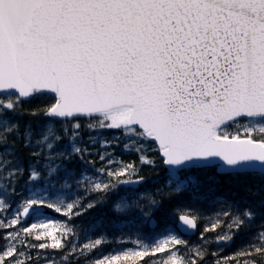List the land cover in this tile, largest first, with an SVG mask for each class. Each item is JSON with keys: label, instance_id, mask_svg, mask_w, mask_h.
Returning a JSON list of instances; mask_svg holds the SVG:
<instances>
[{"label": "snow or ice", "instance_id": "snow-or-ice-1", "mask_svg": "<svg viewBox=\"0 0 264 264\" xmlns=\"http://www.w3.org/2000/svg\"><path fill=\"white\" fill-rule=\"evenodd\" d=\"M45 97L50 102L29 113L45 120L21 130L12 119L20 104ZM108 131L118 135L105 136ZM121 139L141 166H163L176 192L200 183L192 173H211L210 181H264V0H0V233H8L0 264H58L53 250L67 264L71 236L63 239L47 212L73 219L95 205L57 202L45 192L54 195L52 180L70 176L84 162L87 145L104 149L103 161ZM17 141L27 149V161L17 154ZM107 159L120 165L108 177L128 179L94 183L93 192L143 180L131 179L140 171L135 163ZM20 178L29 194L12 204L5 197L9 189L16 192ZM256 215L250 207L237 208L216 242L230 246ZM196 219L179 216L192 230ZM27 220L33 222L25 226ZM13 225L19 227L10 231ZM218 226L219 219L210 225ZM63 228L74 234L67 224ZM105 243L94 239L79 253ZM172 245L187 247L169 234L151 245L138 243L131 256L154 259L167 252L170 264H198L206 255L195 248L196 259L186 258ZM70 252L75 257L76 247ZM254 254L264 256V231L239 252ZM119 260L106 257L104 264Z\"/></svg>", "mask_w": 264, "mask_h": 264}, {"label": "trees", "instance_id": "trees-1", "mask_svg": "<svg viewBox=\"0 0 264 264\" xmlns=\"http://www.w3.org/2000/svg\"><path fill=\"white\" fill-rule=\"evenodd\" d=\"M50 102V98H36L30 101H24L19 106L18 115L12 116V119L19 121L21 130L23 126L29 122L35 128L38 124L45 120L43 114L32 116L29 113L33 109ZM111 137L118 135L115 131H108L104 134ZM84 138H88V133H84ZM121 139L108 149L106 159L101 161L99 155L104 149L94 145H87L88 151L84 153V162L77 164L75 170L70 176L56 177L52 180L54 185V195L45 194L52 198H64L65 203L79 201L80 204L86 205L92 202L95 207L84 212L83 215L69 219L62 213L48 211L47 218L56 222L61 226L63 239L68 240L69 250L66 254L69 256L67 264H95L96 260L104 264L106 257L120 256L119 264H170L167 259V252L157 253L153 259L145 256L143 259L131 256L132 247L137 242L143 244H153L167 233L166 225L170 222V217L174 214L179 216L187 213L189 216H195L199 223L198 234L193 237L182 236L172 224L170 232L186 241L187 247L180 245H172L170 250L180 249L181 255L186 258L196 259L193 256V249L199 248L206 253L203 260H199L198 264H242L248 259H258L264 261V256L254 254L252 257L239 255L243 247H247L250 241L256 240V235L264 231V208L260 207V203L264 200V181L258 176L239 177L229 179L221 177L217 181H210L208 176L213 175L203 173H192L200 178L198 185H190L181 192H176L173 186L166 183V169L157 164L155 168L141 166L138 155L135 152L123 150ZM16 147L18 155L27 161L28 151L22 147V142L17 141ZM112 156L116 161L124 164L135 163L140 169L137 176L132 177L133 181L140 180L143 182L136 186H125V184H117L111 191H103L97 189L92 191L94 183H115L116 181H124L128 179L127 175H114L108 177L106 172L115 171L120 165L117 163L109 164L107 157ZM149 156L159 159L155 153L150 152ZM104 169V172L100 170ZM127 171V170H126ZM16 192L13 194L14 203L22 196L29 193L25 191L26 183L23 178L15 181ZM44 188L39 190L44 191ZM115 201V204L113 203ZM251 208L257 213L256 219L246 228H241L239 233L235 235L234 242L230 246H220L216 242L217 236L226 230V226L237 213V208L243 210ZM118 208L116 214L113 209ZM15 209V208H13ZM150 212L152 215L147 214ZM154 216L158 220V228L151 230L148 220ZM217 219L221 221V226L212 229L211 223ZM33 221L25 222V226L30 225ZM67 224L73 229V233H68L63 225ZM19 225H13L10 231H14ZM55 227V225H50ZM8 233H0V243L5 244L3 237ZM60 236L61 233H56ZM27 235V234H25ZM94 239H103L106 241L103 247L96 246L95 252H85L80 255L79 249L84 243H89ZM36 243V241H31ZM45 242H51L47 239ZM75 246L77 255L73 257L70 248ZM46 251V250H45ZM129 251V252H128ZM122 253H129V258L124 259ZM50 255L57 259L60 264L59 250H53Z\"/></svg>", "mask_w": 264, "mask_h": 264}, {"label": "rangeland", "instance_id": "rangeland-1", "mask_svg": "<svg viewBox=\"0 0 264 264\" xmlns=\"http://www.w3.org/2000/svg\"><path fill=\"white\" fill-rule=\"evenodd\" d=\"M14 187H15V183H14ZM15 189H16V187H15ZM13 194H14V193L12 192V190L9 189V190H8V196L5 197L6 199H9V202L12 203V204L14 203V200H13ZM46 195H47V194H46ZM48 196H49V195H48ZM49 198H50V199H53V200H55V201H57V202H59V201H63V202L65 203L64 198H58V197H56V198L49 197ZM13 211H15V209H13ZM147 214L152 215L150 212H147ZM178 217H179V216H176L175 214H174L173 216L170 217V222L167 223V225H166L167 233H166L165 235H163L161 239L165 238V237H166L167 235H169V234H172V233L170 232V229H171V227H172V224H175V223H176ZM138 243H139V242H137V245H135L134 247H132L129 251H131V252L133 253L134 250H138ZM4 245H5V244H2V242L0 243V247H3ZM129 251H128V252H129Z\"/></svg>", "mask_w": 264, "mask_h": 264}, {"label": "water", "instance_id": "water-1", "mask_svg": "<svg viewBox=\"0 0 264 264\" xmlns=\"http://www.w3.org/2000/svg\"><path fill=\"white\" fill-rule=\"evenodd\" d=\"M140 182H142V181H140ZM140 182H138V183H140ZM138 183H136V182L126 183V185L131 186V185H137ZM189 218H191V217L189 216ZM196 223H197V221H196ZM149 226L151 229H156L158 227V221L155 217H152L150 219ZM176 227H177L178 231L186 237H192V236L197 235V233H198V223H197L196 229L192 230L189 227L183 226L178 219Z\"/></svg>", "mask_w": 264, "mask_h": 264}]
</instances>
